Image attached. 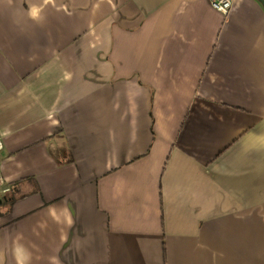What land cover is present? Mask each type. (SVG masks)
<instances>
[{
	"label": "crops",
	"instance_id": "0c3cea01",
	"mask_svg": "<svg viewBox=\"0 0 264 264\" xmlns=\"http://www.w3.org/2000/svg\"><path fill=\"white\" fill-rule=\"evenodd\" d=\"M0 139V264H264V0H0Z\"/></svg>",
	"mask_w": 264,
	"mask_h": 264
},
{
	"label": "built area",
	"instance_id": "2783aa9c",
	"mask_svg": "<svg viewBox=\"0 0 264 264\" xmlns=\"http://www.w3.org/2000/svg\"><path fill=\"white\" fill-rule=\"evenodd\" d=\"M210 4L212 5L215 10H218L224 14H227L230 11V7H232V0H209ZM4 144L3 141L0 139V156L4 151ZM1 171V167H0ZM2 172H0V184H2ZM8 191V190H7Z\"/></svg>",
	"mask_w": 264,
	"mask_h": 264
},
{
	"label": "trees",
	"instance_id": "16d2710c",
	"mask_svg": "<svg viewBox=\"0 0 264 264\" xmlns=\"http://www.w3.org/2000/svg\"><path fill=\"white\" fill-rule=\"evenodd\" d=\"M16 196H18V194H16V192L12 189V190H10V193L6 195L5 198H7L8 200L11 199L12 201L15 202L17 199H19ZM20 198H22V197H20Z\"/></svg>",
	"mask_w": 264,
	"mask_h": 264
},
{
	"label": "rangeland",
	"instance_id": "374dc122",
	"mask_svg": "<svg viewBox=\"0 0 264 264\" xmlns=\"http://www.w3.org/2000/svg\"><path fill=\"white\" fill-rule=\"evenodd\" d=\"M215 9V8H214ZM218 11V10H217ZM9 188H7L6 187V185H5V179H4V177H3V179H2V184H0V190H2V192L3 193H8V192H10V190H8ZM8 190V191H7Z\"/></svg>",
	"mask_w": 264,
	"mask_h": 264
}]
</instances>
